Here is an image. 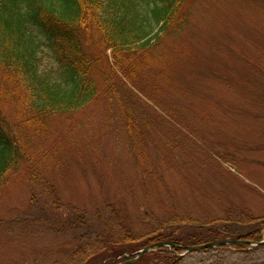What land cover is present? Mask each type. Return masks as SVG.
<instances>
[{"label": "rangeland", "instance_id": "obj_1", "mask_svg": "<svg viewBox=\"0 0 264 264\" xmlns=\"http://www.w3.org/2000/svg\"><path fill=\"white\" fill-rule=\"evenodd\" d=\"M181 13L133 83L100 60L93 77L105 89L84 109L46 119L35 141L54 155L43 177L58 197L32 194L22 170L0 188V264L64 263L89 229L56 222L77 212L95 228L111 204L139 232L176 212L264 215V0H183ZM5 97L0 107L14 119ZM179 264H264V246L210 247Z\"/></svg>", "mask_w": 264, "mask_h": 264}, {"label": "trees", "instance_id": "obj_2", "mask_svg": "<svg viewBox=\"0 0 264 264\" xmlns=\"http://www.w3.org/2000/svg\"><path fill=\"white\" fill-rule=\"evenodd\" d=\"M182 4L183 0H0V95L14 105V119L0 107V188L22 170L32 194L57 200L55 188L43 177L54 155L35 141L44 138L46 119L84 109L105 89L106 83L93 77V66L100 60L112 74L117 68L133 83L141 64L151 66L147 51L183 20ZM42 45L48 50L45 57ZM47 58L54 68L47 67ZM125 113V130L132 136L131 116ZM110 208L105 218L97 213L96 229L77 212L74 219L56 222L89 229L90 240L71 249L64 263L55 264H111L117 256L125 261L129 257L124 253L156 242L174 246H156L131 264H179L182 246L232 239L258 242L264 229V215L241 209L237 215L231 211L208 221L179 219L176 212L139 232L123 215V207ZM216 249L238 254L253 250L247 243Z\"/></svg>", "mask_w": 264, "mask_h": 264}, {"label": "water", "instance_id": "obj_3", "mask_svg": "<svg viewBox=\"0 0 264 264\" xmlns=\"http://www.w3.org/2000/svg\"><path fill=\"white\" fill-rule=\"evenodd\" d=\"M242 242H245V243H248L250 244V242L248 241H236V240H232V241H224V240H221V242H210V243H204V244H199L198 246H189V247H184V249L186 250L185 253H188L189 251H198L200 249H203V248H210V247H215V246H220L221 244L223 245H229V244H232V243H242ZM172 246L173 244L171 242H167V243H164V242H156L155 244H148L146 245V247H144L143 249L139 250L137 252V256L135 257L134 260H131V261H128V262H125V263H132L136 260L137 257H140L142 254L146 253V251H149V250H152L153 248H155L156 246ZM256 245H264V240L260 241L259 243H256Z\"/></svg>", "mask_w": 264, "mask_h": 264}]
</instances>
